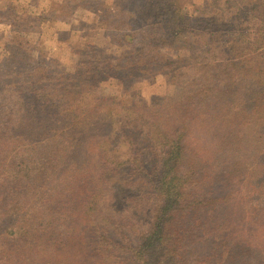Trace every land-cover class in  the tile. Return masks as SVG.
I'll return each instance as SVG.
<instances>
[{"label":"trees","instance_id":"16d2710c","mask_svg":"<svg viewBox=\"0 0 264 264\" xmlns=\"http://www.w3.org/2000/svg\"><path fill=\"white\" fill-rule=\"evenodd\" d=\"M181 3L157 12L165 18L153 39L123 34L129 48L114 63L80 62L72 74L40 40L14 39L13 56L0 62V264H209L220 248L244 264L218 208L232 181L253 179L258 167L264 180V69L245 60L233 73L208 50L168 122L146 107L132 113L131 103H123L130 115L106 112L115 97L94 99L109 80L171 76L151 57L156 41L213 44ZM113 6L111 28L130 30L134 18L122 2ZM225 38L217 37L227 56Z\"/></svg>","mask_w":264,"mask_h":264},{"label":"rangeland","instance_id":"374dc122","mask_svg":"<svg viewBox=\"0 0 264 264\" xmlns=\"http://www.w3.org/2000/svg\"><path fill=\"white\" fill-rule=\"evenodd\" d=\"M114 1L122 2L124 10L134 18L133 22L129 21L130 30L116 33L111 28L118 25L119 21H112L113 14L109 10L114 7ZM160 1L0 0V62L13 56L14 39L20 36L40 40L41 49L59 61L68 74L75 72L80 62L90 63L94 68L102 66L103 61L114 63L129 48L124 44L126 40L122 39L123 34L131 35L138 41L147 32L150 33L148 37L153 39L152 34L158 33L161 25L159 21L165 18L158 19L157 12L164 13L169 7L174 9L181 0ZM181 5L183 13L195 19V31L206 33L209 38L216 40L208 47L188 38L186 42H180V37L173 41L174 46L160 47L156 41V44L150 45L151 57L155 56L158 68L170 67L166 73L171 76L158 74L146 77L138 74L127 79L124 84L104 80L106 82L93 91V94L94 99L99 97L101 100L115 97L112 101L115 105L113 108H104L106 112L109 110L119 115H130L131 112L127 109L130 107L123 109V103H128L129 106L131 103L132 113L140 112L146 107L147 110L151 109L166 117L163 121L168 122L172 116L171 107L184 96L188 84L198 78L196 74L208 50L210 53L207 57H210L212 64L221 65L228 60L233 73L236 72L233 64L245 60L252 62L257 72H263L264 0H186ZM178 8L180 9V5ZM16 11L23 18L22 22L15 19ZM122 18L126 20L125 16ZM222 34L226 36L227 56L219 52L221 46L217 37ZM173 76H177V79H173ZM100 77L106 79L103 75ZM253 77L255 75L250 76L249 81ZM142 100L147 103L146 106ZM81 105L88 107L92 102L87 98ZM152 111L149 110L148 114ZM160 122L164 124L162 120ZM100 124L102 126L103 122ZM83 142L86 145L89 143ZM118 142L121 145V141ZM261 171L260 167L256 168L253 179L246 177L244 180L232 181L225 203L218 208L221 225L231 226L230 238L240 246L237 251L247 257L244 264H264V180L259 175ZM209 246L204 244L198 248L200 258L206 256ZM222 254L223 248L218 249L217 253H210L209 264H231Z\"/></svg>","mask_w":264,"mask_h":264}]
</instances>
